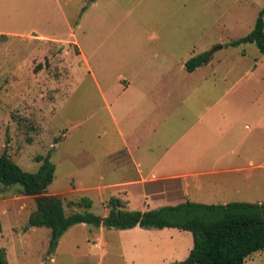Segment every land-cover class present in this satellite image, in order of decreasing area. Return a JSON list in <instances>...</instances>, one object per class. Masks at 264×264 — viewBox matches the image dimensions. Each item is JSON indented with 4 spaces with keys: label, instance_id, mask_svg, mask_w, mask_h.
I'll list each match as a JSON object with an SVG mask.
<instances>
[{
    "label": "rangeland",
    "instance_id": "374dc122",
    "mask_svg": "<svg viewBox=\"0 0 264 264\" xmlns=\"http://www.w3.org/2000/svg\"><path fill=\"white\" fill-rule=\"evenodd\" d=\"M262 10L264 0H0V155L36 173L38 156L51 153L56 173L47 194L62 199L67 215L106 217L113 197L128 210L167 205L123 186L135 176L122 152L130 125L112 101L137 77L143 100H177L166 102L173 120L146 134L144 150L153 151L145 156H166L176 145L167 155L172 160L190 145L198 157L191 165L197 161L198 167L185 171L202 174L183 179L188 200L264 204V167L249 170L250 163L264 165V54L255 43L231 45L254 30ZM72 43H79L89 65ZM204 54H212L209 66L188 72L187 62ZM39 64L43 69L35 73ZM136 98L132 92L118 98L120 112ZM200 116L205 121L196 139L185 138L181 119ZM236 159L248 169L226 173ZM213 169L218 173L209 175ZM254 181V190H235ZM82 198L92 207L72 205ZM35 209V198L24 196L21 185L0 184V247L10 264H181L194 245L191 232L176 228L78 224L52 250L51 230L29 226ZM245 264H264V251Z\"/></svg>",
    "mask_w": 264,
    "mask_h": 264
},
{
    "label": "trees",
    "instance_id": "16d2710c",
    "mask_svg": "<svg viewBox=\"0 0 264 264\" xmlns=\"http://www.w3.org/2000/svg\"><path fill=\"white\" fill-rule=\"evenodd\" d=\"M97 0H87L91 5ZM255 43L264 54V10L257 18L254 30L247 36L231 43L244 46ZM212 54H204L189 60L188 72H193L211 62ZM43 69L39 64L35 73ZM42 162L36 173L24 171L5 152L0 155V184L21 185L22 194L35 198L36 209L29 217L30 227L51 230V249L73 226L87 224L96 228L107 227L122 230L136 227L148 229L176 228L193 234L194 245L188 258L181 264H245L256 252L264 251V204L233 202L225 205H209L186 201L178 205L163 206L154 210H128L122 200L113 197L106 217L91 212L67 215L65 205L58 196L48 195L47 190L55 179L56 166L51 153L38 156ZM72 205L92 207L87 198ZM3 224L0 214V234ZM0 264H10L7 251L0 247Z\"/></svg>",
    "mask_w": 264,
    "mask_h": 264
},
{
    "label": "crops",
    "instance_id": "0c3cea01",
    "mask_svg": "<svg viewBox=\"0 0 264 264\" xmlns=\"http://www.w3.org/2000/svg\"><path fill=\"white\" fill-rule=\"evenodd\" d=\"M14 34H11V35H14ZM4 35L8 36L10 34H4ZM36 36L38 39H41L44 41L55 42V41L45 38L44 36L40 34H37ZM72 44L79 51L78 56H81L83 58V61L87 65H89L90 64L89 59L85 56L79 43H72ZM209 64L203 65V66H209ZM203 66L199 67L198 69L202 68ZM198 69H196L195 71H197ZM90 72L93 75V79L95 80V82L98 83V79L96 78L95 74L91 70ZM139 85L141 84H139L138 78L134 77L131 80L128 79L125 83V87L121 89L120 91L121 92L120 94L122 95H125L128 93L130 94L131 92L134 95H137V98L135 100H127L128 103L126 104H128V110H126L125 114L120 112L121 105L119 104V100H118V98H121L122 95H118L116 99L112 101V103H115V105L117 104L116 107H118L117 109L118 116L122 119H124L125 117L128 122L127 124L130 125V130L128 131L129 140L127 139L125 140L124 142L125 150H123L122 152L127 153V158L130 161L132 169H134L135 171V176H134V179L127 181L123 186L139 187L141 193L137 195V197L142 196V198H145L146 200H155V199L165 200L166 199L168 202L166 203L167 205H160V207L168 206V205H178L180 204L179 202L174 203L178 200H182L183 201L182 203L189 201L188 200L189 195L186 193L187 185L183 183V179L187 177H191V176L198 177L202 174V173H194V174L189 175L185 171L190 168L198 167L197 161H194L193 166L191 165V161L193 159L197 160L198 157L193 158L192 152L190 151V145L185 146L184 148H181V150L176 152L175 153L176 156H173L172 160H168L169 158H167V155L175 151L174 149L177 148L176 145L168 149V151L166 152V156L158 155L155 153H151L145 156L146 153L153 152V151L152 149L144 150L145 148L144 147V137L146 136V134L150 133V134L155 135L157 134V132L159 133L161 127H163L167 121L173 120V118H171L173 116H170L169 113L166 112V109H167V107H165L166 102H172L176 104L177 100H143L147 95L144 91H141L142 88H139ZM111 104L110 105L108 104V106L110 108L111 115L115 121V124L118 125L117 114H115V111H113ZM150 104H153L154 107L150 106ZM204 117L205 116H200L196 121L194 120L195 122L192 120H187L188 119L187 117H183L181 121H184V122H180L181 129L185 130V133L183 136H185V138H187V136H191L194 139H196V137L198 136L197 135L198 125L201 122L205 121ZM208 132H209V125L205 124V134L208 135ZM121 135L123 138H127L124 132H121ZM181 139L182 137H180L177 140V142L179 143ZM193 148L196 149L195 144H193ZM233 153L234 152H232L231 154ZM150 156L153 157V162L151 164H149L148 162H144L145 159H150ZM236 160L237 161H234L231 163L232 166L234 167L225 170L227 171L226 173H237L238 174L248 169V167L241 166L240 160L238 159ZM250 165H251V168L249 170H253L256 168L261 169L264 167V165L262 164L258 166H254L253 163H250ZM216 173H218V171L213 169V171L209 172V175L216 174ZM255 185H256L255 181L251 183L241 182L239 184L240 188L237 187L235 190L238 193H241L240 192L241 188L243 189L242 192L245 189L254 190ZM178 195H180V197ZM221 200H223L222 203L216 204V203L211 202V203H205V204H209V205L228 204L227 200L225 199H221Z\"/></svg>",
    "mask_w": 264,
    "mask_h": 264
},
{
    "label": "water",
    "instance_id": "95a60500",
    "mask_svg": "<svg viewBox=\"0 0 264 264\" xmlns=\"http://www.w3.org/2000/svg\"><path fill=\"white\" fill-rule=\"evenodd\" d=\"M220 48H221V47H218V48H216L215 50L220 49ZM215 50H214V51H215ZM29 226H30V225H29Z\"/></svg>",
    "mask_w": 264,
    "mask_h": 264
}]
</instances>
